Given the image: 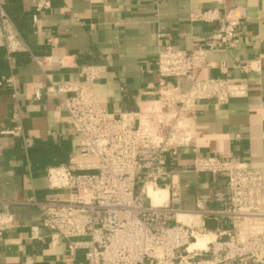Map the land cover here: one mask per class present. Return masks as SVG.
<instances>
[{"label": "built area", "instance_id": "1", "mask_svg": "<svg viewBox=\"0 0 264 264\" xmlns=\"http://www.w3.org/2000/svg\"><path fill=\"white\" fill-rule=\"evenodd\" d=\"M49 5V0H39L35 12L46 11ZM190 19L216 24L217 29L203 47L189 51L163 47L156 60V98L143 101L136 111L113 117L99 103L94 85L104 69L91 65L81 68L82 80L48 81L43 93L33 94L36 101L42 96L59 101L79 146L68 165L51 166L45 172L48 189L65 192L66 198L14 204L39 210L41 228L49 232L50 240L65 244L64 264H75L79 253L86 264H264V168L196 157L191 173L221 177L224 182L196 195L192 209L182 208L179 173L170 163L179 150L195 145L198 104L226 105L245 97L248 90L247 85L232 84L227 78L198 77L211 67L212 53L234 47L247 10L194 11ZM0 48L8 60L13 54L28 53L3 0ZM33 60L42 66L39 59ZM57 65L65 67L63 62ZM218 68L226 75V65ZM241 69L248 73L259 67L246 62ZM180 79L187 81L188 90L171 82ZM13 87L12 76L1 78L0 89ZM0 134L22 138L25 148H31L18 125ZM149 190L165 192L164 201L153 204ZM8 205L0 201V242L15 226ZM206 222L214 223L215 229L208 230ZM203 236L211 238L203 249L190 248ZM30 240H39L38 227L30 229Z\"/></svg>", "mask_w": 264, "mask_h": 264}, {"label": "crops", "instance_id": "2", "mask_svg": "<svg viewBox=\"0 0 264 264\" xmlns=\"http://www.w3.org/2000/svg\"><path fill=\"white\" fill-rule=\"evenodd\" d=\"M39 0H3L4 11L21 25L28 53L8 60L0 48V80L12 76L13 89H0V131L20 126L22 138L0 134V201L9 204L14 229L0 242V264H64L65 244L52 241L41 228L35 206L17 205L29 200L66 198L65 192L48 189L45 172L51 166L68 165L78 148V136L68 124L59 101L42 96L48 81H80L81 68L104 70L95 82L99 103L113 116L136 111L143 101L156 98V60L164 46L181 50L203 47L217 29L190 14L231 7L247 10V20L237 29L233 48L217 50L209 57L211 67L199 72L203 80L227 78L247 85L245 97L226 105L200 102L197 106L195 145L179 150L171 168L179 173L182 208H193L194 197L220 188L221 177L190 172L192 160L213 156L264 168V0H49V8L35 12ZM33 57L42 62L38 67ZM63 62V68L57 65ZM251 62L259 70L244 73ZM227 67L223 75L218 64ZM183 91L186 80H171ZM38 227L39 240H30ZM75 264H86L82 254Z\"/></svg>", "mask_w": 264, "mask_h": 264}, {"label": "bare ground", "instance_id": "3", "mask_svg": "<svg viewBox=\"0 0 264 264\" xmlns=\"http://www.w3.org/2000/svg\"><path fill=\"white\" fill-rule=\"evenodd\" d=\"M151 195L152 198L156 199V201L160 200V203H162L164 201V198L166 196L165 192H160V193H155L151 190L148 191V195ZM159 203V204H160ZM180 218V217H179ZM181 219V218H180ZM211 238L208 236H203V238L198 239L197 243L191 245L190 248H199V249H203L205 247V244L210 240Z\"/></svg>", "mask_w": 264, "mask_h": 264}, {"label": "rangeland", "instance_id": "4", "mask_svg": "<svg viewBox=\"0 0 264 264\" xmlns=\"http://www.w3.org/2000/svg\"><path fill=\"white\" fill-rule=\"evenodd\" d=\"M141 183H142V177H140L138 180H137V186L139 187L140 185H141ZM149 196V198L150 199H152V202H153V204H159L160 203V200L159 201H156V199H154V198H152V196L149 194L148 195ZM222 227L224 228H226L227 227V224H222ZM221 227V228H222Z\"/></svg>", "mask_w": 264, "mask_h": 264}, {"label": "water", "instance_id": "5", "mask_svg": "<svg viewBox=\"0 0 264 264\" xmlns=\"http://www.w3.org/2000/svg\"><path fill=\"white\" fill-rule=\"evenodd\" d=\"M205 226L208 230H214L215 229V224L211 223V222H206Z\"/></svg>", "mask_w": 264, "mask_h": 264}, {"label": "trees", "instance_id": "6", "mask_svg": "<svg viewBox=\"0 0 264 264\" xmlns=\"http://www.w3.org/2000/svg\"><path fill=\"white\" fill-rule=\"evenodd\" d=\"M13 21V20H12ZM13 24L15 25V27H16V29H17V31H18V33L20 32H22V27H21V25H19L18 23H16L15 22V20L13 21ZM1 66V65H0Z\"/></svg>", "mask_w": 264, "mask_h": 264}]
</instances>
